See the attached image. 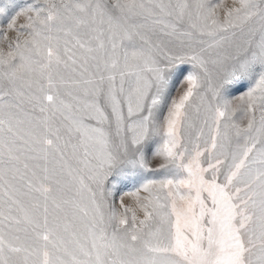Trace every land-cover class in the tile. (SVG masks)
Here are the masks:
<instances>
[{
    "label": "snow or ice",
    "instance_id": "6c2138e0",
    "mask_svg": "<svg viewBox=\"0 0 264 264\" xmlns=\"http://www.w3.org/2000/svg\"><path fill=\"white\" fill-rule=\"evenodd\" d=\"M0 264H264V0H0Z\"/></svg>",
    "mask_w": 264,
    "mask_h": 264
}]
</instances>
